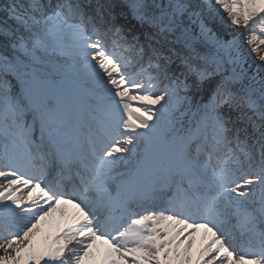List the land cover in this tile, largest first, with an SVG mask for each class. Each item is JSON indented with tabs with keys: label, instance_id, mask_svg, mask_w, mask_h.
<instances>
[{
	"label": "snow or ice",
	"instance_id": "1",
	"mask_svg": "<svg viewBox=\"0 0 264 264\" xmlns=\"http://www.w3.org/2000/svg\"><path fill=\"white\" fill-rule=\"evenodd\" d=\"M0 16V264H264V0Z\"/></svg>",
	"mask_w": 264,
	"mask_h": 264
},
{
	"label": "rangeland",
	"instance_id": "2",
	"mask_svg": "<svg viewBox=\"0 0 264 264\" xmlns=\"http://www.w3.org/2000/svg\"><path fill=\"white\" fill-rule=\"evenodd\" d=\"M225 27L229 28L230 31H235L237 34H239V30L234 25H225Z\"/></svg>",
	"mask_w": 264,
	"mask_h": 264
},
{
	"label": "bare ground",
	"instance_id": "3",
	"mask_svg": "<svg viewBox=\"0 0 264 264\" xmlns=\"http://www.w3.org/2000/svg\"><path fill=\"white\" fill-rule=\"evenodd\" d=\"M225 27V26H224Z\"/></svg>",
	"mask_w": 264,
	"mask_h": 264
}]
</instances>
